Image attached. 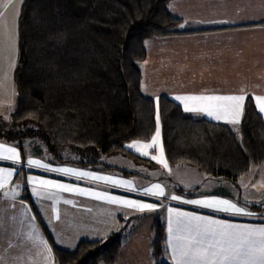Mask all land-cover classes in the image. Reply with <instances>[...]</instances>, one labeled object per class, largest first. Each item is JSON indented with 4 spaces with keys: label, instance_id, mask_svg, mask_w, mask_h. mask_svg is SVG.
<instances>
[{
    "label": "trees",
    "instance_id": "1",
    "mask_svg": "<svg viewBox=\"0 0 264 264\" xmlns=\"http://www.w3.org/2000/svg\"><path fill=\"white\" fill-rule=\"evenodd\" d=\"M170 1L22 0L14 104L9 123L0 120V140L22 152V140L39 138L56 160L91 169L108 168L102 159L109 156L155 167L126 145L148 142L158 114L170 166L186 165L213 179L236 181L264 163V119L249 96L235 128L185 112L165 95L142 94L144 41L177 32L180 20L168 11ZM59 150L70 151L72 159L60 158ZM27 171L41 173L21 167L15 181L22 183V198L34 209L24 181ZM194 190L178 188L188 195ZM150 231L153 264H170L161 217ZM120 232L80 239L71 249L54 246V264H109L120 249Z\"/></svg>",
    "mask_w": 264,
    "mask_h": 264
},
{
    "label": "crops",
    "instance_id": "2",
    "mask_svg": "<svg viewBox=\"0 0 264 264\" xmlns=\"http://www.w3.org/2000/svg\"><path fill=\"white\" fill-rule=\"evenodd\" d=\"M21 2L22 0H11L10 5L5 8L8 0H0V13L19 12ZM167 8L180 22L176 33L144 41L145 56L140 63L142 94L154 99L165 95L178 103L183 110L184 104L175 97L243 94L251 98L255 109L264 119V113L259 112L255 100L256 96H264V0H172ZM189 103L191 106L192 102ZM188 113L235 128L239 124H230L225 119L216 120L203 113ZM34 140H22V152L15 144L0 140V144L15 147L21 161L14 164L12 161L0 159V169H14L12 176L0 187V264H54V246L71 249L80 239H104L118 230H121V246L116 258L109 264H153L150 228L156 217H161L165 224L167 260L170 264H175L169 247V221L171 220L175 228L177 213L238 225L264 226V210H258V214L247 210L252 213L251 216H240L183 202L203 199L229 200L212 192H192L188 195L178 191L168 193L164 188L167 198L145 195L144 189L154 184L164 186L156 180L148 182L146 179L138 184L133 181L131 172L104 162V158L116 156L104 157L103 165L108 168L101 170L82 167L73 162L55 161L50 157L43 161L41 155L27 152L25 148ZM149 142L151 139L143 143ZM35 146L36 144L31 143V147ZM45 151L48 152L46 148ZM147 151L150 157L159 155L158 148ZM63 153L71 156L70 151ZM29 158L40 160L50 168H72L109 176L115 180L131 181V188L135 190H130L127 186H114L105 181H95L90 177L78 178L61 172L29 167ZM156 166L163 168L158 163ZM21 167L24 170L41 172L27 171L24 175L27 193L34 209L25 205L28 202L22 198V183L15 181ZM29 177L79 188L87 194L66 191L60 187L41 188L39 184L31 183ZM186 186L195 190L198 187L195 184ZM34 187L41 190V195L37 196L33 192ZM13 192L16 193L14 199ZM96 193L152 203L156 208L141 212L98 198L94 195ZM172 195L180 199L172 200ZM239 207L245 206L240 202ZM169 208L174 211L169 213ZM118 215L124 219H119ZM132 215L138 216L127 220ZM29 233L39 239H29ZM48 248L51 249L50 254Z\"/></svg>",
    "mask_w": 264,
    "mask_h": 264
},
{
    "label": "snow or ice",
    "instance_id": "3",
    "mask_svg": "<svg viewBox=\"0 0 264 264\" xmlns=\"http://www.w3.org/2000/svg\"><path fill=\"white\" fill-rule=\"evenodd\" d=\"M11 3L5 4L7 8ZM17 10V16H18ZM4 14L0 13V26L4 27L7 32L9 41H13V30L7 27V22L3 19ZM14 46V45H13ZM12 67H15V61H12ZM243 92V90H241ZM176 100L184 104L186 112L203 113L216 120L225 119L230 124H238L243 113L246 96L241 95H189L177 96ZM257 108L260 113H264V96H256ZM192 105L190 106V103ZM160 122L157 114L156 131L151 137V142L143 143L140 140H134L128 145L127 149H134L141 156L148 157V149L158 148L159 155H153L151 160L156 161L164 169H169L167 160L164 157L163 147L160 146ZM0 159L12 161L19 164L20 154L15 147L0 144ZM29 167L43 168L48 171L61 172L76 176L78 178L90 177L95 181L109 182L114 186H127L130 190L131 181L115 180L109 176L96 175L91 172L78 171L72 168H50L48 164L40 160L29 158L27 160ZM13 170L0 169V187L12 176ZM171 170L169 169V172ZM34 185L39 184L41 188L60 187L66 191H76L84 193V190L72 188L67 185H56L48 180H37L34 177L28 178ZM19 187V186H17ZM247 187V185H245ZM264 187V185H261ZM33 192L39 196L41 190L36 187ZM145 195L155 197H165V189L160 184H154L150 188L144 189ZM98 198L107 199L113 204H122L128 208L137 211H152L156 208L155 204L142 203L135 200L121 199L112 196H101L96 193ZM16 193H12L14 199ZM172 200L180 199L176 195L170 197ZM184 203H190L201 207L213 209L217 212H224L232 215L251 216L252 213L244 207L237 206L227 199H203V200H186ZM169 213L174 210L169 208ZM29 239H39L29 233ZM42 242V241H41ZM47 248V245H45ZM169 247L171 248L172 259L175 264H264V226L238 225L234 223L222 222L216 219L193 216L188 213H177L176 227L173 228L171 220L169 221ZM51 253V249H47Z\"/></svg>",
    "mask_w": 264,
    "mask_h": 264
},
{
    "label": "rangeland",
    "instance_id": "4",
    "mask_svg": "<svg viewBox=\"0 0 264 264\" xmlns=\"http://www.w3.org/2000/svg\"><path fill=\"white\" fill-rule=\"evenodd\" d=\"M12 9L13 8H11V10ZM3 14V19L7 22V27L13 30L12 35L14 38L13 41H9L7 38V32L4 27L0 26V120L2 123L8 124L15 97L14 86L12 83V73L14 69L12 67V61H16L18 54L16 26L17 13L6 12ZM31 143L36 144V146L31 147ZM25 148L27 152H34L41 155L43 161H45L46 157L53 158L56 161L54 156L52 157L45 151V146L41 143L39 138H35V140L31 141L30 145H26ZM63 151L68 150H59L58 155L60 158L64 159L73 157L72 153L70 156L66 153L64 154ZM132 152L141 156L136 151ZM145 158L150 159V156ZM151 161L156 165V161ZM104 162L109 165L119 166V168L131 172L134 178L133 181L138 184L143 179H146L148 182L156 180L164 186L168 193L178 191L179 187L188 189L186 185L190 187L195 184L198 186L197 189L193 191L196 194H202L204 192L219 194L228 198L232 202L239 203V206L240 202L243 203L246 210L254 212L255 214H258V210H264V187H261V185H264V165L256 166L248 174L241 176L236 181H232L223 178H210L197 169L186 165L170 166L171 171L169 172L160 166L154 167L137 164L132 160L121 156L104 158ZM245 185H247V187H245ZM25 205L30 207V204L28 203ZM251 206H253L254 209H251ZM15 210H17V208H15Z\"/></svg>",
    "mask_w": 264,
    "mask_h": 264
}]
</instances>
